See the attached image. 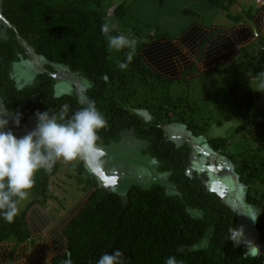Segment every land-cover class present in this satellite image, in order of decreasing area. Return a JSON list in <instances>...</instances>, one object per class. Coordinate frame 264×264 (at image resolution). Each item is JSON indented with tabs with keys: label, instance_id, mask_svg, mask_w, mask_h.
<instances>
[{
	"label": "trees",
	"instance_id": "16d2710c",
	"mask_svg": "<svg viewBox=\"0 0 264 264\" xmlns=\"http://www.w3.org/2000/svg\"><path fill=\"white\" fill-rule=\"evenodd\" d=\"M103 1L2 0L1 3L8 23V38L0 41V100L4 108L19 114L21 122L27 123L36 117L37 111L59 116L64 105L67 119L94 101L108 121L99 133V143L104 146L132 132V136L146 144L144 155L157 161L155 169L165 181L153 182L147 188L133 184L121 195L102 186L83 163L77 165L79 174L87 172V179L81 176L78 180L87 201L77 214L73 209L61 221L63 230L55 237L58 250L61 252L63 247L65 252L57 253L53 264H96L102 254L114 250L122 253L121 264H165L169 257H175L179 264H264V252L250 256L245 246L235 245L232 234L240 223L238 213L225 202L220 190H210L209 183L213 185L214 181L192 171L191 148L179 146L164 128L182 125L201 139L209 126L202 120L210 122V119L204 118L202 109L187 99L157 94L159 86L182 81L184 74L191 75L189 81L196 74H214L221 65L236 63L240 56L249 71L247 81L264 79V33L255 31L258 29L251 8L243 12V17L231 13L235 0H206L219 15L225 14L230 25L194 20L179 33L154 30L146 25L148 31L140 36L142 26L134 24L139 27L133 28L131 34L137 41L135 54L128 67L121 69L119 65L125 62V54L130 50L108 47L107 37L101 32L106 21L100 10ZM157 1L167 13L168 7L173 6L170 0ZM131 6L123 3L115 12L122 19L130 15L133 22ZM184 13L189 15L187 10ZM244 18L249 22H244ZM256 40H261L262 46L253 55L241 53ZM236 45L242 47L238 49ZM30 48L45 71L37 74L34 86L17 88L10 75L11 68L18 58L29 60ZM60 68L89 81L86 104L76 95H56L53 74ZM237 89H232V93H239ZM143 91L150 98L139 102ZM259 94L260 91L234 94L231 106L238 114L235 129L226 137L204 140L202 145L229 165L243 187L246 204L258 211L256 225L260 228L264 220L259 199L264 198V115L254 112V100ZM219 95L210 99H218ZM140 109L150 112L149 120L135 113ZM259 126L260 131L255 129ZM56 174L55 168L36 174L31 191L38 201L29 208L40 205L49 211L47 204L54 196L50 194L53 187L50 181ZM214 185L216 188L221 185L223 194L224 181ZM35 211L30 223L36 229L49 223L48 216ZM27 214L18 213L11 223L0 219V245L34 244Z\"/></svg>",
	"mask_w": 264,
	"mask_h": 264
},
{
	"label": "rangeland",
	"instance_id": "374dc122",
	"mask_svg": "<svg viewBox=\"0 0 264 264\" xmlns=\"http://www.w3.org/2000/svg\"><path fill=\"white\" fill-rule=\"evenodd\" d=\"M170 1L173 3V6L168 7V13L164 7L162 8L159 5L157 0H104L100 10L106 20H115L118 24L119 32L129 36L131 39L133 28H139L134 26V24L140 27L142 26L140 36H144L148 31V29L144 28L146 25L152 26L154 30L161 29V31L179 33V31L183 30L194 20L199 23L208 22V24H214V22L219 24L221 22L222 17L219 15L220 12L206 0ZM170 1L168 2L169 5L171 4ZM126 2L132 5L129 13L132 14L136 22H132L130 15L122 19L119 17L120 15L116 14L115 10L117 7ZM184 10H187L189 15L185 14ZM243 21L249 22V19L244 18ZM7 26L6 21L0 18V41L8 38ZM143 31L146 32L144 33ZM261 42V40H256L255 43L253 42L244 48V52L241 50V53L247 52L246 54L253 55L262 46ZM32 60L33 57H29V60L18 58L17 62L13 63L10 75L13 84L17 88L34 86L33 84L36 83L37 74L41 67H38V64L35 65ZM202 67L205 68L204 65ZM60 70L57 72L59 74L55 82L56 95H76L81 99V103L86 104V89L90 87L89 81L84 77L72 75L67 70L64 71L61 68ZM63 74L71 75L65 76ZM189 76L191 75L184 74L182 81L159 86L160 88L157 94L164 98L171 97L169 99H187L190 104H194L200 110L202 109L203 117L210 119V122L202 120L203 124H209L208 129L202 134V138L198 139L182 125H166L164 128L179 146L188 145L191 148L192 161L194 163L192 171L194 173L197 172L200 176L207 175L210 178V182L214 181V183H218L224 181L225 189L223 194L221 185V187L218 186L216 188L214 183L213 185L209 183V187L210 190H220L221 195L225 198V202L238 213L240 223L238 224V229L232 234L234 243L236 246H245L247 255L259 256L264 252V220L260 222V228L257 227L256 220L258 211L255 207L246 204V195L243 192V187L238 183L235 176L229 173V165L225 163L226 161L223 158L220 159L208 151L202 145V142L204 140L226 137L235 129L237 123L236 115L238 114L236 109L232 110L231 106V103L236 98L234 94L243 95L246 91H260L258 98L254 100V112L264 115V79L251 80L250 82L246 80L248 79L249 71L246 68L245 60L242 56L237 59L236 63L221 65L214 74H199V76L196 74L190 81L187 80ZM232 89H237L239 93H232ZM228 92L233 95H228ZM216 94H220L219 98L211 100L210 97ZM156 97L158 98V96ZM145 98H150V94L143 91L138 97V100L142 102L140 100ZM0 106L4 108L1 100ZM135 113L139 114L142 118L144 117L146 120H149L151 117L150 112L146 109H140L139 112L136 111ZM19 118V114L14 113L4 116L3 119L9 121L5 131L11 130L17 137H22L35 129L37 124L36 117L27 123H22ZM16 119H19V126H16L14 123ZM261 126L255 129L260 131ZM145 145L143 141L140 139L137 140L135 136H132V132L124 133L119 140L115 139L111 143L102 145L107 153V163L104 169L113 178V183L106 187L108 190L125 195L133 184L142 185L147 188L153 182H165L164 178L155 169L156 165L151 163V159L148 158L147 154L146 156L144 155ZM81 163L79 160L71 162L58 160L52 167L57 171L53 180L50 181L53 186L50 194L54 196L52 197L53 200H49L47 204L49 211L45 209L44 213L49 212L51 214V217L54 219L53 225L59 223L57 225L58 228L63 218L73 209H75L74 213L77 214L80 208H82V205L84 206L87 201L85 199L86 193L81 189L78 182L81 176L83 179L85 177L87 179V172L82 171L79 174L77 170V165ZM102 186L105 187L103 183ZM262 191L264 193V189ZM259 197L264 208V198ZM37 199L36 193L30 191L29 195L19 202V214L27 212L29 224V215L32 216L30 213L32 209L29 207L33 206L31 204L34 201H38ZM31 227L30 225V230ZM61 230L63 229L61 228ZM43 236L48 237V234H44ZM35 240L33 245L31 243V251L41 249L40 238Z\"/></svg>",
	"mask_w": 264,
	"mask_h": 264
},
{
	"label": "clouds",
	"instance_id": "9594fccd",
	"mask_svg": "<svg viewBox=\"0 0 264 264\" xmlns=\"http://www.w3.org/2000/svg\"><path fill=\"white\" fill-rule=\"evenodd\" d=\"M101 32L107 37L109 48L117 51L130 50L125 54V62L119 65L121 69L127 68L135 54L137 41L120 33L118 24L113 19H107L101 25ZM38 67H41L39 72L45 71L41 60ZM66 111L67 105L62 106L59 116L50 115L49 111H37L35 129L27 135L17 137L11 130L5 131L9 121L3 117L11 113L0 106V219L3 221L13 222L20 211L19 202L35 186L36 174L42 169L50 171L58 160H79L90 172L94 168L105 167L106 149L99 143V133L107 126L108 121L97 109L95 102H88L67 119L63 114ZM14 123L19 126V119ZM151 163L155 165L157 161L152 159ZM121 256L122 253L118 250L107 252L99 257L96 264H121ZM165 264L179 262L175 257H169Z\"/></svg>",
	"mask_w": 264,
	"mask_h": 264
},
{
	"label": "crops",
	"instance_id": "0c3cea01",
	"mask_svg": "<svg viewBox=\"0 0 264 264\" xmlns=\"http://www.w3.org/2000/svg\"><path fill=\"white\" fill-rule=\"evenodd\" d=\"M251 8V13L255 18V26L262 34L264 33V0L261 3H256L255 0H235L231 7V13L233 15L243 14L244 11H247ZM220 16L221 22L219 24L222 25H230V23L226 20L225 14L221 13ZM218 25V23H215ZM258 35V33H256ZM255 41V40H254ZM238 45V44H237ZM236 48L240 49L242 46H237ZM245 45V44H244ZM35 210L41 212L44 216L49 217V223L41 225L38 229L33 225L32 221L30 223L31 234L34 239L40 238L41 249L38 251H31V247L29 243L21 244L16 246L15 243H5L0 245V264H53V259L58 253L65 252L62 247L61 252L58 250V245L56 244V235L61 233L60 229L62 227L57 225H53L54 219L51 217V214L44 213V208L40 205H36L32 208L31 214L36 212ZM33 215V219H34ZM31 218V216L29 215ZM32 219V220H33ZM58 228V229H57ZM44 234H48V237H44ZM253 247V246H252Z\"/></svg>",
	"mask_w": 264,
	"mask_h": 264
},
{
	"label": "water",
	"instance_id": "95a60500",
	"mask_svg": "<svg viewBox=\"0 0 264 264\" xmlns=\"http://www.w3.org/2000/svg\"><path fill=\"white\" fill-rule=\"evenodd\" d=\"M1 2H2V0H0V18H2L3 20H5L3 14H2ZM23 42L26 43L25 41H23ZM30 51H31V54H32V57H33V63H35V65H37V63L40 64V58L34 53V51H33L32 48H30ZM54 76H57V75H54ZM228 169H229V173H231V175H232V172H231L230 168H228ZM91 172L99 179V181H100L101 184L103 183L105 185V187H107V186H109V185H111L113 183L112 176H110L108 174V172L105 171L104 168H102V169L101 168H94Z\"/></svg>",
	"mask_w": 264,
	"mask_h": 264
},
{
	"label": "built area",
	"instance_id": "2783aa9c",
	"mask_svg": "<svg viewBox=\"0 0 264 264\" xmlns=\"http://www.w3.org/2000/svg\"><path fill=\"white\" fill-rule=\"evenodd\" d=\"M258 2H260L261 0H257Z\"/></svg>",
	"mask_w": 264,
	"mask_h": 264
},
{
	"label": "flooded vegetation",
	"instance_id": "af4514ba",
	"mask_svg": "<svg viewBox=\"0 0 264 264\" xmlns=\"http://www.w3.org/2000/svg\"><path fill=\"white\" fill-rule=\"evenodd\" d=\"M114 174V173H113Z\"/></svg>",
	"mask_w": 264,
	"mask_h": 264
}]
</instances>
